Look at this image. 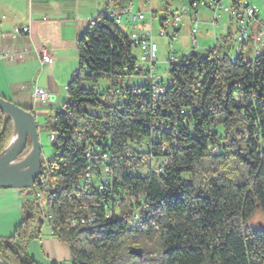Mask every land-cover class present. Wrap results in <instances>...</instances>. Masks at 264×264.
<instances>
[{
	"label": "trees",
	"instance_id": "trees-1",
	"mask_svg": "<svg viewBox=\"0 0 264 264\" xmlns=\"http://www.w3.org/2000/svg\"><path fill=\"white\" fill-rule=\"evenodd\" d=\"M128 2L106 0L76 42L66 102L43 120L52 155L21 190L30 199L0 259L36 264L27 248L43 221L39 188L70 264H264V231L246 226L256 209L264 220V50L229 55V32L224 46L168 58L167 88L154 96L129 36L105 13ZM12 133L0 112V155ZM103 172L110 184L99 192Z\"/></svg>",
	"mask_w": 264,
	"mask_h": 264
},
{
	"label": "crops",
	"instance_id": "crops-1",
	"mask_svg": "<svg viewBox=\"0 0 264 264\" xmlns=\"http://www.w3.org/2000/svg\"><path fill=\"white\" fill-rule=\"evenodd\" d=\"M105 1L0 0V97L32 111L37 124L39 119L44 120L61 109L66 102V84L78 62L76 42L90 21L104 9ZM128 3L131 7L130 0ZM110 9L112 7L105 9V13ZM151 14L152 20L156 18L153 11ZM210 19V11H199L202 31L215 38L212 47L224 46L216 37L217 32L223 37L232 33V29L224 33L220 27H213ZM228 21V17L222 15V22ZM22 27H28V33L14 36V30ZM43 47L50 53L49 64H42L38 59L37 51ZM244 57L247 60L253 57L251 48L245 50ZM33 86L51 95L47 104H34ZM39 130L40 134L44 132L43 126H39ZM29 199L27 192L0 189V239L9 237L23 220L22 206ZM38 232L39 237L27 248L30 258L36 264H70L67 246L55 238L46 222L39 223Z\"/></svg>",
	"mask_w": 264,
	"mask_h": 264
},
{
	"label": "built area",
	"instance_id": "built-area-1",
	"mask_svg": "<svg viewBox=\"0 0 264 264\" xmlns=\"http://www.w3.org/2000/svg\"><path fill=\"white\" fill-rule=\"evenodd\" d=\"M224 0H199L190 3L182 4L178 10L171 11L168 8L164 10V13L159 17L158 27L159 36L169 39L168 58L171 63L178 60L176 52L172 43L178 39V33L180 31L181 18L187 15L191 23L189 28V35L191 39V47L189 53H197V40L196 34L199 27V10L204 8L211 12L210 23L213 27H220L224 33H227L229 29H232L234 35V50L236 53H245L246 49H252L254 56L259 55L264 50V23L258 21L259 11L258 9L249 3L247 0H228L226 4ZM111 17L117 26L121 27L123 21H125L130 27V33L128 34L132 46L138 50L139 56L136 58L134 64V70L142 74L146 72L145 79L149 82L150 88L154 96H159L165 92L167 84L163 81L162 77L157 74V53L158 45L151 36V29L146 24V16L141 12H135L130 7L129 3L126 4L120 10L112 8L106 12ZM222 15H226L229 19L228 22H222ZM152 21V14H151ZM28 27L17 28L14 30V36L25 35L28 33ZM38 59L42 64H49L51 56L47 48L43 47L38 51ZM127 68H124L126 71ZM32 101L35 105L47 104L51 95L41 88L36 86L32 87L31 91ZM50 145L54 138L49 135ZM90 149L88 148V151ZM215 152V149H212ZM87 156L89 153L87 152ZM166 165V162H162ZM157 173L163 172L162 168L156 170ZM84 185L87 191H91V177L89 173H86L84 178ZM110 184V180L106 172L99 177L97 182V191L106 192ZM36 185V184H35ZM37 198L38 209L41 212V217L48 225L51 223L52 218L44 210V204L42 203V191L39 188H35L34 192ZM137 221L138 216H134ZM74 223L73 220L70 221ZM84 220H81V224Z\"/></svg>",
	"mask_w": 264,
	"mask_h": 264
},
{
	"label": "rangeland",
	"instance_id": "rangeland-1",
	"mask_svg": "<svg viewBox=\"0 0 264 264\" xmlns=\"http://www.w3.org/2000/svg\"><path fill=\"white\" fill-rule=\"evenodd\" d=\"M130 1L132 5L131 6L132 10H134L135 12H141L146 16V24L151 29V36L158 45V53H157L158 62L156 65L157 73L165 81L169 76L168 75L169 64L167 63V60H168L169 42L171 41H169V39L166 37L163 38L159 36V27H158L159 17H161V15L164 13V10L166 8L169 7L171 11H175L178 10L182 4H186V2L170 1V0H150L148 2L144 0H130ZM247 1L249 2L252 1L251 3H253V5H255V7L259 11V18H258L259 21L264 23V0H247ZM223 2L224 4H226L227 0H224ZM202 10L204 9L201 8L199 10L200 13L202 12ZM151 11H153L156 14V18H153L152 21H151ZM120 28L125 34L127 35L129 34L130 28L128 25L122 23ZM189 28H190V21L188 19V16L184 15L181 18L178 39L172 43L177 58L189 54L190 45H191ZM221 35H222L221 32H217L216 37L219 39L220 42L222 41V37H220ZM196 40L198 42V49L196 51L198 54H204L215 43V38L211 37V35L210 36L205 35V33L202 31V27L200 23L198 27V32L196 34ZM233 47H234V35H231L227 39V42L225 43V47H223V51L229 53V55L231 56H235ZM133 56L135 58H138L139 56V52L135 48L133 49ZM135 83L140 84V81H135ZM38 123L39 126H43L44 124L43 119H39ZM48 136L49 134L46 132H42L41 134H39L43 166H44V160L50 157L53 151L50 146ZM96 184H97V178H93V185L96 186ZM44 201L45 198L43 197L42 199L43 204ZM246 226L252 229L264 231V220L262 218L261 212L258 209H256L253 215L251 216V218L247 220Z\"/></svg>",
	"mask_w": 264,
	"mask_h": 264
},
{
	"label": "water",
	"instance_id": "water-1",
	"mask_svg": "<svg viewBox=\"0 0 264 264\" xmlns=\"http://www.w3.org/2000/svg\"><path fill=\"white\" fill-rule=\"evenodd\" d=\"M0 112L9 118L13 125L11 138L0 155V189L30 190L41 175L39 125L34 114L2 97ZM15 131L16 140L13 141ZM28 144V152L21 156ZM0 264L8 263L0 259Z\"/></svg>",
	"mask_w": 264,
	"mask_h": 264
},
{
	"label": "bare ground",
	"instance_id": "bare-ground-1",
	"mask_svg": "<svg viewBox=\"0 0 264 264\" xmlns=\"http://www.w3.org/2000/svg\"><path fill=\"white\" fill-rule=\"evenodd\" d=\"M14 134H15V136H14V139H13V141H15V140H16V139H15V138H16V131H15V133H14ZM13 141H12V142H13Z\"/></svg>",
	"mask_w": 264,
	"mask_h": 264
}]
</instances>
